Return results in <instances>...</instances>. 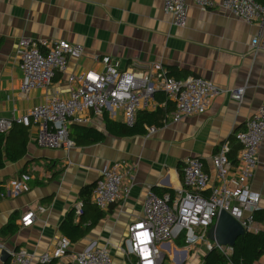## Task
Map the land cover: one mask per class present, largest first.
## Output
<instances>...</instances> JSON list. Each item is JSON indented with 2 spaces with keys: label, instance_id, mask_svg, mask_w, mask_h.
<instances>
[{
  "label": "crops",
  "instance_id": "0c3cea01",
  "mask_svg": "<svg viewBox=\"0 0 264 264\" xmlns=\"http://www.w3.org/2000/svg\"><path fill=\"white\" fill-rule=\"evenodd\" d=\"M256 1L264 4V0ZM163 6V0H0V117L26 113L42 103L47 93L67 95L71 75L102 67L95 62V55H110L119 59L125 69L136 72L160 62L179 80L200 77L223 89L247 86L242 102L223 94L216 97L206 113L180 122L172 121L174 104L158 91L156 109H163L166 118L162 125H155L157 131L152 135L147 134L150 125H145L146 134L134 136L107 132L104 118L125 124L122 111L115 118L108 112L92 115L89 123H71V135L75 126H88L105 133L104 140L76 145L70 151L39 147L35 142L36 127H26L29 138L24 156L0 169V180L9 181L22 172L31 178L28 191L0 200V231L13 214H17L19 226L12 236L0 233V242L6 249L26 247L42 254L51 251L59 238L67 237L70 250L56 259V264H73L79 252L101 248L110 252L113 264H133L121 248L129 226L143 215L149 192L176 198L184 188L182 167L189 157L201 159L204 170L212 177L211 186L215 179L212 158L221 144L240 146L235 134L246 129L264 97V43L259 47L253 44L255 38L264 39V27L223 9L203 11L193 3L188 4L185 25L179 26L164 13ZM22 37L81 44L85 53L69 61L67 72L57 74L48 91L34 90L25 97L20 90L23 73L17 60ZM258 160L250 186L261 197L256 215L261 220L256 219L264 229V140ZM115 162L126 163L123 171L124 186L130 189L128 195L108 210L91 202L78 215L80 191L95 186L106 165ZM74 210L73 217L68 218ZM26 211L35 213L28 227L20 221ZM180 239L161 246L165 259L169 255L170 264H200L201 258L195 252L181 258L176 249L185 245L178 244ZM3 251L6 250L0 252V264L6 263ZM255 264H264V256Z\"/></svg>",
  "mask_w": 264,
  "mask_h": 264
},
{
  "label": "built area",
  "instance_id": "2783aa9c",
  "mask_svg": "<svg viewBox=\"0 0 264 264\" xmlns=\"http://www.w3.org/2000/svg\"><path fill=\"white\" fill-rule=\"evenodd\" d=\"M164 13L171 15L173 23L183 26L187 20L188 4L193 3L203 11L223 9L248 23H259L264 27V4L256 0H163ZM264 39L255 38L257 47ZM85 53L81 44L64 40L35 39L22 37L17 48V60L23 73L21 93L28 97L34 90H45L52 86L57 74L67 72L71 59H80ZM100 69L89 68L68 78L70 90L67 95L47 93L45 100L22 115L11 118L0 117V134L8 133L15 122L35 126L36 144L41 148L64 149L76 147L70 132L71 123L86 124L91 116H102L108 112L115 118L122 111L124 122L132 127L137 112L156 109L155 94L163 91L174 104L171 113L173 122L206 113L211 103L220 95L242 102L247 86L223 89L211 80L200 77L176 79L160 62L148 65L143 71L125 69L121 61L110 55L94 56ZM157 127H147L152 135ZM240 144L237 162L229 154V142L221 144L212 158L215 179L204 170L201 159L189 157L184 160L182 175L184 188L176 198L170 194L159 196L153 191L147 195L144 212L129 226L122 251L133 264H164L165 255L161 246L183 238L185 246L176 249L181 258L195 252L204 264L203 256L217 250L226 256L233 253L232 246L221 245L207 239L210 228L222 211L228 212L249 233H259L262 225L256 219L261 197L252 190L250 181L259 166L258 151L264 140V97L260 108L249 118L246 129L235 134ZM126 163L106 165L96 182L91 202L101 210H108L129 193L126 188ZM132 169L131 166H128ZM30 176L25 173L9 180L2 198L18 196L29 190ZM84 203L76 204V213H83ZM41 210H44L41 208ZM35 213L26 211L21 217L23 226L34 222ZM71 241L67 237L57 240L54 248L37 254L26 247L8 250L0 242V252L10 254V264H47L67 255ZM73 264H113L110 252L105 249H86L75 255Z\"/></svg>",
  "mask_w": 264,
  "mask_h": 264
},
{
  "label": "trees",
  "instance_id": "16d2710c",
  "mask_svg": "<svg viewBox=\"0 0 264 264\" xmlns=\"http://www.w3.org/2000/svg\"><path fill=\"white\" fill-rule=\"evenodd\" d=\"M169 75H172L168 71ZM163 92V91H159ZM166 115L163 109L158 108L155 111L141 110L136 116V122L132 127L126 126L123 123L111 120L105 117V127L107 132L116 136H134L138 134H146L145 125H162ZM77 145H90L104 140L105 133L98 131L88 126H75L72 132ZM29 138L28 128L15 122L12 129L6 134H0V169H3L7 162H16L20 160L24 154ZM240 150V146H233L229 154L233 162H237L236 154ZM25 174L20 173L18 177ZM8 180H0V200L1 194L5 193V184ZM29 185L31 182L29 181ZM94 185L84 187L80 193L79 198L84 203V206L92 204L91 194ZM154 192V191H153ZM157 195L162 193L154 192ZM260 212V210L258 211ZM257 212V213H258ZM75 210L70 213L68 218L73 217ZM257 215V214H256ZM102 213L100 214L101 217ZM259 220L261 218L257 217ZM17 214H13L9 222L1 229L0 233L6 236L15 234L19 226L16 224ZM180 246L185 245V241L181 238L178 242ZM264 256V229L259 233L246 232L243 236L239 237L231 256H226L220 251L212 250L203 256L204 264H255ZM5 264H10V258L6 260ZM47 264H56V259Z\"/></svg>",
  "mask_w": 264,
  "mask_h": 264
},
{
  "label": "water",
  "instance_id": "95a60500",
  "mask_svg": "<svg viewBox=\"0 0 264 264\" xmlns=\"http://www.w3.org/2000/svg\"><path fill=\"white\" fill-rule=\"evenodd\" d=\"M246 233L243 226L228 212L222 211L214 225L210 228L209 237L221 245L234 247L238 238ZM2 257L6 261L10 258L7 251H3Z\"/></svg>",
  "mask_w": 264,
  "mask_h": 264
},
{
  "label": "rangeland",
  "instance_id": "374dc122",
  "mask_svg": "<svg viewBox=\"0 0 264 264\" xmlns=\"http://www.w3.org/2000/svg\"><path fill=\"white\" fill-rule=\"evenodd\" d=\"M207 239H208V240H211L210 237H209V235L207 236ZM211 241H213V240H211ZM171 262H172V261L170 260L169 255H167V256H166V259H165V261H164V264H170Z\"/></svg>",
  "mask_w": 264,
  "mask_h": 264
}]
</instances>
